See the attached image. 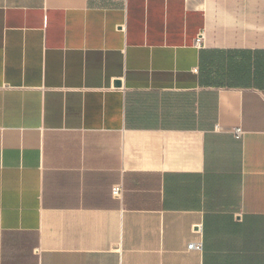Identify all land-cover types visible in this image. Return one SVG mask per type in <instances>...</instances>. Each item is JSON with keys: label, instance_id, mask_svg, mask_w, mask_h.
Segmentation results:
<instances>
[{"label": "crops", "instance_id": "obj_1", "mask_svg": "<svg viewBox=\"0 0 264 264\" xmlns=\"http://www.w3.org/2000/svg\"><path fill=\"white\" fill-rule=\"evenodd\" d=\"M0 264H264V0H0Z\"/></svg>", "mask_w": 264, "mask_h": 264}, {"label": "built area", "instance_id": "obj_2", "mask_svg": "<svg viewBox=\"0 0 264 264\" xmlns=\"http://www.w3.org/2000/svg\"><path fill=\"white\" fill-rule=\"evenodd\" d=\"M201 37L202 36H200L198 38V40H197V44L198 45L201 42ZM195 71H197V70H195ZM236 134H237V136L242 137L243 134H244V132H243L242 129H237L236 130ZM112 196L114 198L118 199V200H122V198H123V188H122V186H114L112 188ZM188 250L189 251H198V252H201L203 250V243H202V241L190 243L189 246H188Z\"/></svg>", "mask_w": 264, "mask_h": 264}, {"label": "water", "instance_id": "obj_3", "mask_svg": "<svg viewBox=\"0 0 264 264\" xmlns=\"http://www.w3.org/2000/svg\"><path fill=\"white\" fill-rule=\"evenodd\" d=\"M116 85H120V82H117Z\"/></svg>", "mask_w": 264, "mask_h": 264}]
</instances>
